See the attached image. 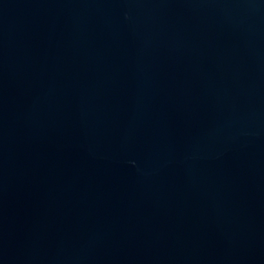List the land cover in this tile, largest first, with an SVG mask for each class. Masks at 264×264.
I'll use <instances>...</instances> for the list:
<instances>
[{
	"label": "water",
	"instance_id": "1",
	"mask_svg": "<svg viewBox=\"0 0 264 264\" xmlns=\"http://www.w3.org/2000/svg\"><path fill=\"white\" fill-rule=\"evenodd\" d=\"M0 264H264V0H0Z\"/></svg>",
	"mask_w": 264,
	"mask_h": 264
}]
</instances>
